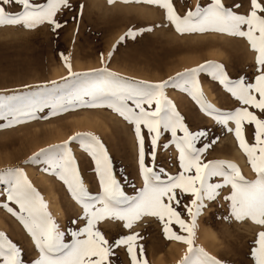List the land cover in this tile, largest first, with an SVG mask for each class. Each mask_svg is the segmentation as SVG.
Returning <instances> with one entry per match:
<instances>
[{
    "label": "rangeland",
    "instance_id": "1",
    "mask_svg": "<svg viewBox=\"0 0 264 264\" xmlns=\"http://www.w3.org/2000/svg\"><path fill=\"white\" fill-rule=\"evenodd\" d=\"M36 2L44 3L45 0ZM209 2L174 0L181 15L188 9L194 10L197 4L207 6ZM70 3L71 9H64L57 15L63 27L56 32L47 24L33 30L22 26H0V111L24 103L46 101L52 104L60 96H70L80 91L82 84L74 82L69 76L61 54L70 57L73 72L95 73L106 67L109 72L131 83H161L177 73L207 62L223 64L233 79L244 76L252 80L256 74V53L243 38L212 31L180 34L166 20L163 9L135 0L128 3L124 0H115L114 3H109V0H70ZM226 3L241 4L242 7L235 9L238 13L246 14L249 11V0H226ZM149 28L151 31H143L135 40L126 38L118 43L129 29L140 31ZM109 52H112L110 59ZM95 79V76L81 78L82 81ZM199 80L207 101L215 107L227 111L239 106L209 74L201 73ZM165 92L193 130L207 129L209 139L216 140L206 153V160L231 161L239 166L246 179H255V173L234 134L205 116L191 97L179 88L169 87ZM84 99L89 100L90 97ZM34 115L35 118L25 117L23 123L12 126H8L10 117L0 118V175L8 169H23L48 205V211L60 231L65 232V242L71 243L70 234L86 224L82 219L83 209L72 199L63 182L53 174L44 157L31 158L41 149L62 144L77 133H90L99 137L107 148L113 172L125 194L131 198L137 196L143 187L138 143L133 126L107 107L68 106L67 111H61L58 115H52V108L46 107ZM144 135L145 163L151 166L148 155L150 138L146 129ZM245 135L249 143H254L253 126L245 127ZM167 139H170L169 134L162 141L167 142ZM69 147L80 165L90 193L98 195V179L90 157L80 148L79 141H72ZM177 156L174 146L167 150L158 149L156 168H163L170 175L177 174ZM8 188L7 183L0 181V232L22 249L25 264H32L38 252L30 236L19 220L3 207L7 204L19 212V205L7 199ZM228 194V189L222 192V196ZM183 203H189V198L185 197ZM206 203L208 207L197 219L195 246L203 248L223 264H254L250 252L264 226L250 220L237 222L228 219L229 202L222 198ZM178 211H181L182 218L190 221L182 207ZM99 227L109 239L129 234V230L122 227V222H102ZM174 230L178 234H185L180 232L178 226H174ZM131 231L144 237L139 243L145 246L149 264H180L187 251V245L165 239L163 226L155 218L145 217ZM113 260L114 264H129L123 249L118 250Z\"/></svg>",
    "mask_w": 264,
    "mask_h": 264
},
{
    "label": "snow or ice",
    "instance_id": "2",
    "mask_svg": "<svg viewBox=\"0 0 264 264\" xmlns=\"http://www.w3.org/2000/svg\"><path fill=\"white\" fill-rule=\"evenodd\" d=\"M114 2L109 0V3ZM135 2L163 9L166 20L180 34L212 31L245 39L256 53V74L252 80L244 76L233 79L223 64L207 62L177 73L161 83H131L109 72L106 67L95 73L73 72L70 57L61 54L69 76L74 82L82 84L80 91L74 95L60 96L52 104L44 101L9 106L0 111V118L10 117L8 126H12L23 123L25 117L35 118V112L46 107L52 108V115H58L61 111H67L68 106L75 105L110 108L133 126L143 187L135 197L130 198L125 194L113 172L107 148L99 137L90 133H77L62 144L41 149L31 159L44 157L53 174L63 182L72 199L83 209L82 219L86 224L73 231L70 234L72 242L66 243L65 232L60 231L48 211V205L23 169H8L0 175V181L9 185L7 199L19 205V212L7 204L3 207L19 220L30 236L38 252L32 264H114L113 258L117 257L120 249L125 251L129 264H149L145 246L139 243L144 237L131 231L145 217L155 218L162 224L165 239L187 245L180 264H223L194 243L198 217L208 207L206 202H214L218 198L229 202L228 219L237 222L250 220L264 226V0H249L246 14L235 10L242 7L239 3L229 5L226 0H210L207 6L197 4L194 10L188 9L183 15L178 12L174 0ZM71 8L70 0H45L44 3H37L36 0H0V26H22L33 30L47 24L56 32L63 27L57 15ZM82 9L81 5V14ZM143 31L151 29H129L118 43L126 38L135 40ZM108 56L110 59L112 52ZM201 73L209 74L213 81L223 86L239 106L224 111L208 102L199 80ZM89 76L96 79L81 80ZM169 87L187 93L205 116L234 134L255 173V179H246L239 166L231 161L204 158L216 140L209 139L207 129L193 130L189 126L177 105L167 96L165 89ZM84 97L90 99L85 100ZM246 126L254 127V143H249L246 138ZM144 129L150 138L148 155L151 166L145 163ZM166 134L170 135V139L163 142ZM72 141H79L80 148L94 165L100 190L98 195H92L85 184L80 165L69 147ZM172 146L178 154L179 171L175 175L155 166L158 149L167 150ZM225 189L230 194L222 196ZM185 197L189 198L187 204L183 203ZM181 207L190 221L182 218L181 211H178ZM109 221L122 222V227L128 229L129 234L107 238L99 225ZM174 226L185 234H178ZM254 244L250 252L254 264H264V231L258 233ZM0 264H25L22 249L3 232H0Z\"/></svg>",
    "mask_w": 264,
    "mask_h": 264
},
{
    "label": "bare ground",
    "instance_id": "3",
    "mask_svg": "<svg viewBox=\"0 0 264 264\" xmlns=\"http://www.w3.org/2000/svg\"><path fill=\"white\" fill-rule=\"evenodd\" d=\"M57 138H59V137H57ZM55 200V199H54ZM54 203H56V201H54ZM54 203H53V205H54ZM59 212V211H58Z\"/></svg>",
    "mask_w": 264,
    "mask_h": 264
}]
</instances>
